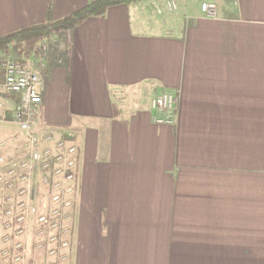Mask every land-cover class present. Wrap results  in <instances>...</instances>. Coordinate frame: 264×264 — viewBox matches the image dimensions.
Returning <instances> with one entry per match:
<instances>
[{
	"label": "crops",
	"instance_id": "1",
	"mask_svg": "<svg viewBox=\"0 0 264 264\" xmlns=\"http://www.w3.org/2000/svg\"><path fill=\"white\" fill-rule=\"evenodd\" d=\"M93 1L0 0V37ZM163 1L0 52L39 73L38 128L78 151L69 264H264V0H175L160 18ZM164 91L173 125L151 120ZM17 98L0 87L8 162L23 147Z\"/></svg>",
	"mask_w": 264,
	"mask_h": 264
},
{
	"label": "built area",
	"instance_id": "2",
	"mask_svg": "<svg viewBox=\"0 0 264 264\" xmlns=\"http://www.w3.org/2000/svg\"><path fill=\"white\" fill-rule=\"evenodd\" d=\"M176 10L175 0L153 7L160 18ZM201 11L214 18L216 6L204 2ZM0 87L18 97L11 120L23 142L9 162L0 155V264H69L78 199L77 148L55 132L38 128L42 99L37 71L0 57ZM177 101L174 91L153 96L152 122L173 125ZM14 142H1L0 151Z\"/></svg>",
	"mask_w": 264,
	"mask_h": 264
},
{
	"label": "trees",
	"instance_id": "3",
	"mask_svg": "<svg viewBox=\"0 0 264 264\" xmlns=\"http://www.w3.org/2000/svg\"><path fill=\"white\" fill-rule=\"evenodd\" d=\"M142 1L150 0H95L86 7L62 20L19 29L0 37V52L6 51L10 44L31 45L35 40L46 38L52 33L70 31L82 24L88 18L103 17L106 11L113 6L123 4L129 5L140 3Z\"/></svg>",
	"mask_w": 264,
	"mask_h": 264
},
{
	"label": "rangeland",
	"instance_id": "4",
	"mask_svg": "<svg viewBox=\"0 0 264 264\" xmlns=\"http://www.w3.org/2000/svg\"><path fill=\"white\" fill-rule=\"evenodd\" d=\"M41 42L42 41H37L33 46V49L34 48H36L37 46H39V45H41ZM15 45V44H14ZM27 46H29V45H16V46H13L14 48L10 51L11 53L13 52V53H16V52H21V48H24V49H27ZM28 48H30V47H28ZM8 49V48H7ZM7 49H6V51H7ZM9 51V50H8ZM5 52V51H4ZM33 52H34V50H33ZM33 54V53H32ZM0 56H2V55H0ZM20 63H23L22 61H20ZM3 142H8V141H3Z\"/></svg>",
	"mask_w": 264,
	"mask_h": 264
}]
</instances>
